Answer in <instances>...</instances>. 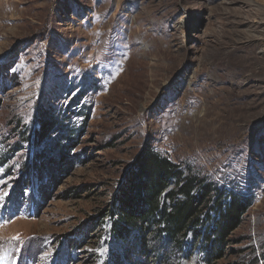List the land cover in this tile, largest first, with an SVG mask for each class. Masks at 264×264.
Returning <instances> with one entry per match:
<instances>
[{"label":"rangeland","instance_id":"obj_1","mask_svg":"<svg viewBox=\"0 0 264 264\" xmlns=\"http://www.w3.org/2000/svg\"><path fill=\"white\" fill-rule=\"evenodd\" d=\"M144 151L214 197L176 242L113 232ZM0 264H264V0H0Z\"/></svg>","mask_w":264,"mask_h":264},{"label":"trees","instance_id":"obj_2","mask_svg":"<svg viewBox=\"0 0 264 264\" xmlns=\"http://www.w3.org/2000/svg\"><path fill=\"white\" fill-rule=\"evenodd\" d=\"M172 183L175 190L167 194L169 204L164 200L161 205V196ZM128 186L129 194L124 191L110 211L115 220L113 232L119 242L126 241L131 231L137 229L138 222H147L150 218L163 236L164 244L176 242L198 226L200 208H207L214 198L207 185L190 177L182 179L176 166L149 151L140 156ZM212 204L214 216L212 218L206 213L209 227L204 238L211 245L214 242L209 255L218 257L228 235L239 226L248 204L234 195L225 202L220 194L216 195Z\"/></svg>","mask_w":264,"mask_h":264}]
</instances>
